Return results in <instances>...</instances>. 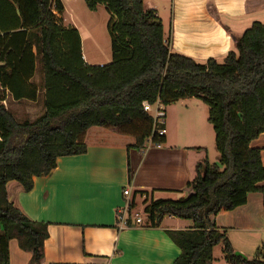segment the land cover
Instances as JSON below:
<instances>
[{"label":"trees","instance_id":"1","mask_svg":"<svg viewBox=\"0 0 264 264\" xmlns=\"http://www.w3.org/2000/svg\"><path fill=\"white\" fill-rule=\"evenodd\" d=\"M3 1L14 11L7 24L14 25L0 36V103L5 92L14 102H36L38 89L30 83L36 57L43 113L19 123L0 104V264H9L12 239L31 254L29 264H40L48 237L46 224L29 220L7 200V183L31 191L33 178L48 176L58 158L86 153L90 128L132 137L141 149L152 130L142 104L159 101L166 108L190 98L207 107L218 163L196 164L183 199H145L143 216L150 228L165 217L192 222L190 230L166 232L180 250L173 264H214L218 246L227 264H264L261 249L251 260L235 255L212 221L243 206L249 194H261L264 202L260 150L250 146L264 133V24L252 23L221 62L198 63L170 50L161 19L143 0H83L88 11L102 6L109 16L111 62L91 66L83 61L77 29L59 23L49 0ZM55 11L63 12L60 1ZM127 206L129 224L134 203Z\"/></svg>","mask_w":264,"mask_h":264},{"label":"crops","instance_id":"2","mask_svg":"<svg viewBox=\"0 0 264 264\" xmlns=\"http://www.w3.org/2000/svg\"><path fill=\"white\" fill-rule=\"evenodd\" d=\"M65 2L70 4V0ZM62 6L68 16L65 3ZM147 8L155 10L161 19L170 50L198 63L210 59L221 62L252 23L264 24V0H152ZM13 14L0 0V36L7 25H14L7 24ZM74 28L79 33V28ZM79 35L82 43L83 36ZM82 58L86 63L83 54ZM37 68L35 57L30 80L35 86ZM3 95L4 106L9 101L19 103L7 92ZM185 100L192 102L194 98ZM190 114H186L187 122L194 123ZM191 127L188 132H178L179 140L165 134L159 148L149 149L135 148L132 137L114 130L90 128L84 135L86 153L58 158L48 176L33 178L31 191L24 192L16 182L7 183V200L29 220L47 225L40 264H173L180 250L166 232L190 230L192 222L165 217L158 227L150 228L145 216H139L141 223L136 225L137 214L132 212L136 201L142 204L145 199L179 200L187 196L185 187L195 177L196 164L206 159L196 142L198 134ZM250 146L260 150L264 167V133ZM130 201L134 208L129 224L120 228L119 212ZM212 221L225 231L236 253L248 260L258 249L264 254L261 194H249L243 206L220 212ZM8 257L9 264H29L31 260V254L20 250L14 239L8 242ZM214 258V264H227L221 247L218 253L214 250Z\"/></svg>","mask_w":264,"mask_h":264},{"label":"rangeland","instance_id":"3","mask_svg":"<svg viewBox=\"0 0 264 264\" xmlns=\"http://www.w3.org/2000/svg\"><path fill=\"white\" fill-rule=\"evenodd\" d=\"M151 1L145 0V8L148 7ZM60 2L65 3L68 16L64 12V9L61 14L56 16L59 18V23L63 26L73 28L75 26L79 28V34L81 33L83 36L81 51L86 59V64L91 66L109 64L111 62V48L106 28L109 16L105 10L100 7L95 12H90L86 9L83 0H70V4L69 2H65V0H60ZM71 23L74 26L70 25ZM35 81L38 94L37 100L33 102V105L23 101L18 104H13L9 101L5 105V108L12 113L19 123L24 121L32 122L43 113L42 68L39 62ZM187 101L181 100L177 104H174V108H168V106L165 108L167 113L165 118L166 136L168 135L173 139L179 140L178 132L184 130L188 132V129H192L191 126L193 125L194 131L198 134L196 142L202 146L205 154L203 157L205 156L208 163L217 164L218 154L215 150L214 134L207 122V107L195 99L192 102ZM186 114H190L192 118L194 117V123L187 122ZM132 214L143 217V205L139 201H136V207ZM219 249L220 247H217L215 252L218 253Z\"/></svg>","mask_w":264,"mask_h":264},{"label":"built area","instance_id":"4","mask_svg":"<svg viewBox=\"0 0 264 264\" xmlns=\"http://www.w3.org/2000/svg\"><path fill=\"white\" fill-rule=\"evenodd\" d=\"M50 1V10L52 14L57 15L55 11V4L57 1L60 0H49ZM142 109L145 113H147L152 120V130L150 136L146 139L143 148H159L161 146V141L165 137L166 130H165V118H166V110L165 107L159 102L156 101L153 105L148 103L142 104ZM154 137L156 139L154 140ZM128 206L119 212L120 215V222L119 227L124 228L127 224L128 218ZM134 222L136 225L141 223V218L136 215L134 218Z\"/></svg>","mask_w":264,"mask_h":264},{"label":"water","instance_id":"5","mask_svg":"<svg viewBox=\"0 0 264 264\" xmlns=\"http://www.w3.org/2000/svg\"><path fill=\"white\" fill-rule=\"evenodd\" d=\"M0 104H1V103H0ZM235 255H237V256H238V255H240V254H238V253H235Z\"/></svg>","mask_w":264,"mask_h":264}]
</instances>
